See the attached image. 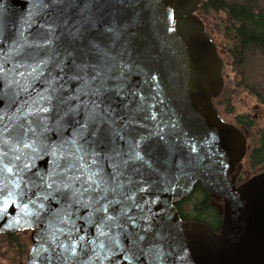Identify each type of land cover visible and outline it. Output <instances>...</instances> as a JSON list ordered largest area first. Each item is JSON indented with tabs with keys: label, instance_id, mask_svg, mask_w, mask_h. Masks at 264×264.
I'll return each mask as SVG.
<instances>
[{
	"label": "water",
	"instance_id": "water-1",
	"mask_svg": "<svg viewBox=\"0 0 264 264\" xmlns=\"http://www.w3.org/2000/svg\"><path fill=\"white\" fill-rule=\"evenodd\" d=\"M201 3L72 0L49 6L46 0H0V234L31 231L25 264H264V172L239 185L233 181L246 138L213 105L224 86L222 61L195 15ZM80 28L84 39L70 43L67 33ZM41 59L49 60L42 74L27 75ZM73 62L84 67L74 71ZM101 83L107 101L102 107L112 108L119 135L104 143L81 140L74 133L95 99L90 89ZM117 86L126 95H118ZM33 101L49 110L25 115L27 105L37 106ZM70 107L76 111L66 115ZM79 144L85 151L77 153ZM133 151L142 160L121 163ZM80 163L98 169L111 186L123 185L108 200L123 201L141 224L142 216L148 218L151 229L138 245L130 242L131 225L105 228L108 236H101L86 223L91 209L83 203L57 193L45 198L51 189L41 177L53 170L54 180L77 175ZM197 183L223 205L217 233L182 221L173 205ZM82 185L83 177L73 188ZM61 208L71 222L57 215ZM111 208L119 214L121 205Z\"/></svg>",
	"mask_w": 264,
	"mask_h": 264
},
{
	"label": "snow or ice",
	"instance_id": "snow-or-ice-1",
	"mask_svg": "<svg viewBox=\"0 0 264 264\" xmlns=\"http://www.w3.org/2000/svg\"><path fill=\"white\" fill-rule=\"evenodd\" d=\"M46 3H48L49 6H59L64 3H72V0H46ZM85 23H89L88 20L85 21ZM52 28L54 26L50 27V31H52ZM108 31H111V29H108ZM68 39L70 43H76L77 41H82L84 39V31L82 28L70 30L68 33ZM50 41L45 38V44L49 43ZM89 45L91 47H95L94 44L89 42ZM39 46V45H37ZM67 55L71 57L73 55L72 52H67ZM49 63L48 59H41L35 67L31 68L30 72H27V75L36 77L42 74L41 65L47 66ZM63 61H61L60 64L57 65L58 68H60V71H64ZM19 67H17V71L19 70ZM31 67V66H29ZM84 67L82 64H76L73 62L71 65V68L75 70H80ZM4 72L3 64H0V73ZM19 75L22 77L25 75L24 72H18ZM98 77H92V80H96ZM80 79H83V77H80ZM18 83V82H17ZM49 88L52 89L53 92L56 91L53 80H49L48 82ZM90 84V81L84 80V87H88ZM27 89V84L23 86L22 90ZM47 91V89L45 90ZM90 94L95 97L91 101V108H86V114L84 122L80 124L79 129L74 133V137H79L81 140H87L88 137H93L95 143H104L109 141L111 138L118 136L119 132H117L116 127H113L115 124V121L111 117L112 108L110 106L102 107V105H105L107 103L105 97H106V90L104 88L103 83H101L99 88L90 89ZM117 94L118 95H126L124 93L120 86H117ZM54 99L52 96H41L40 100L44 101H51ZM33 105H37L35 108L32 107V105H27L28 111L25 113V115H31L34 111L39 112H47L49 109L43 105H39L37 101L32 102ZM76 109L70 107L68 111L65 113L66 115L72 112H75ZM4 116L3 114H0V121H3ZM4 131H7V127H5ZM3 133L0 132V136H2ZM163 139V137H161ZM72 143L74 145L77 144L76 139L74 138L72 140ZM27 146V145H26ZM85 151L84 145L79 144L77 145V153ZM113 152L116 153V155H121V153L113 147ZM98 153L93 151L91 153L92 156V165L97 164V157ZM78 160L83 161V156H78ZM142 160V156L140 152L133 151L131 154L128 155L126 160H122L121 163L127 165L129 161H140ZM71 167V165H70ZM113 168H117L116 164H113ZM55 170L49 173L48 177H41V184H47L48 189H51V191H48L46 194L47 196H52L54 193L60 194L62 196H68V198L72 201L83 203L86 207L90 208L91 211H89L88 215L84 218L87 224H95L97 226V231L101 236H108V233L103 231L105 228L110 227H116V228H124L126 226L131 225L133 227V231H131L129 235L130 242L133 246L138 245L141 241H143L146 238L147 233L150 231L151 226L147 223L148 218L147 217H141L142 220H144V223L141 224L136 217L130 216L127 214V206L124 204L123 201H113L108 200V194L112 193L115 194L117 189H120L123 187L121 184H116L115 187L111 186L108 181L104 180L103 177L99 175V170H93V167L88 164L80 163L78 166V174L71 176V177H62L59 180L52 179L53 176H55ZM120 173L117 171L115 176L112 177L113 181L116 179V176H119ZM81 177H83V185H87V187H84L83 185L81 188H73V184L76 182H79ZM68 190L67 192L63 190ZM90 192H96V196H89L87 201L79 200L78 197H83L85 193ZM70 193V196H69ZM125 200L131 199L130 195H126L124 197ZM113 203H118L121 205V209L119 214H114L115 209H112L111 206ZM136 207H140L139 205H136ZM63 214L65 218H68L67 222L70 221V214L69 212L61 208L58 210L57 215ZM102 213L103 215H99L97 219H94L93 217L97 214ZM141 230L143 231V234H141ZM110 240H115L114 237H109ZM81 240H83V237H81ZM103 247V245H101ZM72 251H75V249H72Z\"/></svg>",
	"mask_w": 264,
	"mask_h": 264
},
{
	"label": "trees",
	"instance_id": "trees-1",
	"mask_svg": "<svg viewBox=\"0 0 264 264\" xmlns=\"http://www.w3.org/2000/svg\"><path fill=\"white\" fill-rule=\"evenodd\" d=\"M201 8L206 12L223 14L219 30L228 40V53L236 73L235 89H242L264 105V0H203ZM232 87L222 89L218 98L229 99ZM226 113L232 111L226 106ZM239 118V117H238ZM245 121L244 117L239 120ZM256 144H251L245 160L250 169L264 171V129L259 131ZM180 219L189 223H201L218 232L223 220V205L206 194L200 184L192 193L173 203ZM28 234V233H27Z\"/></svg>",
	"mask_w": 264,
	"mask_h": 264
},
{
	"label": "rangeland",
	"instance_id": "rangeland-1",
	"mask_svg": "<svg viewBox=\"0 0 264 264\" xmlns=\"http://www.w3.org/2000/svg\"><path fill=\"white\" fill-rule=\"evenodd\" d=\"M223 19V14H214L211 12H206L205 16L203 18L205 25H206V33L209 36V38L214 42L217 52L219 54V57L222 61V76L224 80V86L225 88L232 87L233 90H230V93H228L227 99H229L228 103L224 104V98H216L217 100L220 99L222 108L220 107L221 111L225 113L223 115L226 120L232 121L234 120L235 115H248L252 117V120L256 122V132L254 131L253 134L249 136V141L247 139V143L249 145V142L252 141L251 144H256L258 141V133L261 129H264V105L257 102V100L247 93L246 91L242 89H235L233 86L235 85V77L236 73L233 70L232 67V61L230 60V55L228 53V46L229 42L228 40L223 36V31L219 30L218 27L220 25V20ZM200 20V19H199ZM201 21V20H200ZM202 22V21H201ZM216 99H214L216 101ZM213 100V101H214ZM214 105V104H213ZM226 106L230 108L232 111V114L226 113ZM216 109V108H215ZM241 166L246 167L248 169L247 162L245 159H242ZM247 175L249 176L248 179L252 176L258 175L262 172L256 173L252 171L250 168L247 171ZM247 180V179H246ZM244 182V181H243ZM27 243H26V258L27 254L30 250L31 240L29 234H27ZM7 244V241L5 237L0 236V264H22L19 261L20 255H17V249L13 250L9 249ZM25 258V262H26Z\"/></svg>",
	"mask_w": 264,
	"mask_h": 264
},
{
	"label": "flooded vegetation",
	"instance_id": "flooded-vegetation-1",
	"mask_svg": "<svg viewBox=\"0 0 264 264\" xmlns=\"http://www.w3.org/2000/svg\"><path fill=\"white\" fill-rule=\"evenodd\" d=\"M203 1V0H202ZM201 6V5H200ZM206 11L203 10V8L199 7L197 9V11L195 12V15L202 21V23L204 24V27L206 29V25L205 22L203 20L204 16H205ZM214 107L216 108L217 114L218 116L226 123L231 124L232 126L236 127L240 132H242V134L245 136L246 138V152L250 149V143L248 145L247 143V139L249 141V136L251 134H253V132L256 130V122H254V120H252V117L246 115H235L233 118L234 120H232L231 122L226 120L225 118H223L225 115V113H223L220 109V107L222 108V104L220 99H216V101H213ZM223 109V108H222ZM244 117V119H246L245 121L239 120V118ZM256 132V131H255ZM254 135V134H253ZM259 135V133H258ZM246 157V153L244 156V159ZM246 161V160H245ZM242 162V161H241ZM241 162L238 164V166L236 167V170L233 174V181L236 185L242 183L243 181H245L246 179H248V175H247V171L250 168V166L248 165V169H246V167L241 166ZM256 173L262 172L260 169H256L253 170ZM264 172V171H263ZM27 233L29 234V236L31 235V231L30 230H21V231H16V232H12V233H8V234H0V236L5 237L7 244L6 246L9 247V249L13 250H18L17 251V255H20L19 261L22 264H25V258H26V243H27Z\"/></svg>",
	"mask_w": 264,
	"mask_h": 264
}]
</instances>
